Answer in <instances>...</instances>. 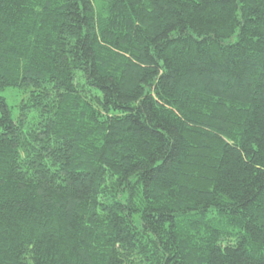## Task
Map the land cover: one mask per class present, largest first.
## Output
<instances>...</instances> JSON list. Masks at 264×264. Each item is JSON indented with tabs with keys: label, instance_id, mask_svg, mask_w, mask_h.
<instances>
[{
	"label": "trees",
	"instance_id": "16d2710c",
	"mask_svg": "<svg viewBox=\"0 0 264 264\" xmlns=\"http://www.w3.org/2000/svg\"><path fill=\"white\" fill-rule=\"evenodd\" d=\"M4 89L0 264H264V0H0Z\"/></svg>",
	"mask_w": 264,
	"mask_h": 264
},
{
	"label": "rangeland",
	"instance_id": "374dc122",
	"mask_svg": "<svg viewBox=\"0 0 264 264\" xmlns=\"http://www.w3.org/2000/svg\"><path fill=\"white\" fill-rule=\"evenodd\" d=\"M97 8H101L100 5H98ZM0 95L5 99L14 116L16 114L15 107H17L18 102L22 99L21 93L16 89H4L0 92Z\"/></svg>",
	"mask_w": 264,
	"mask_h": 264
}]
</instances>
